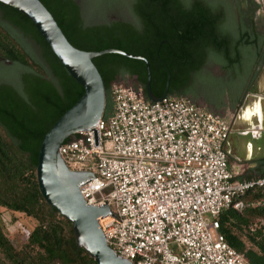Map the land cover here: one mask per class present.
Here are the masks:
<instances>
[{
    "label": "built area",
    "instance_id": "built-area-1",
    "mask_svg": "<svg viewBox=\"0 0 264 264\" xmlns=\"http://www.w3.org/2000/svg\"><path fill=\"white\" fill-rule=\"evenodd\" d=\"M111 90L112 113L60 146L70 170L95 174L80 190L89 205L110 206L99 217L108 244L135 264H251L220 229L222 213L242 210L241 195L264 185L234 178L231 123L186 97L153 102L140 84ZM0 225L10 235L23 228L6 208Z\"/></svg>",
    "mask_w": 264,
    "mask_h": 264
},
{
    "label": "trees",
    "instance_id": "trees-1",
    "mask_svg": "<svg viewBox=\"0 0 264 264\" xmlns=\"http://www.w3.org/2000/svg\"><path fill=\"white\" fill-rule=\"evenodd\" d=\"M41 1L75 47L87 51L117 48L142 55L148 59L153 77H158L162 85L159 95L164 92L169 68L172 75L169 96L187 97L191 73L201 67L202 61H192L190 47L159 50L158 43L148 38L153 28L161 26V18L153 11L151 0L130 3L144 31L123 20L87 24L84 5L78 0ZM90 1L96 6L114 5V0ZM182 19L183 25L193 23L186 21L193 19L189 16ZM208 20L205 17V24ZM199 23L201 20L196 22ZM158 52L167 60V66L158 61ZM172 52L187 57V61L175 62ZM0 56L12 62L8 65L0 61V210L6 208L18 217L25 215L36 220L35 227L27 229L21 248H17L11 238L22 233L26 226L8 235L0 225V250L11 264H97L77 244L73 223L46 202L37 178L44 135L85 90L71 76L32 20L2 2ZM93 61L106 86L105 117L114 107L111 89L115 82L126 75L136 76L143 86L147 82V67L142 60L108 53ZM240 199L245 202L242 210L231 208L222 213L221 232L251 264H264V226L252 229L254 224L264 221V203L253 206L264 199V185L247 190Z\"/></svg>",
    "mask_w": 264,
    "mask_h": 264
},
{
    "label": "flooded vegetation",
    "instance_id": "flooded-vegetation-1",
    "mask_svg": "<svg viewBox=\"0 0 264 264\" xmlns=\"http://www.w3.org/2000/svg\"><path fill=\"white\" fill-rule=\"evenodd\" d=\"M131 1L114 0L113 3L125 5L132 15V21H123L144 31V25L133 13ZM151 1L153 11L161 18V26L153 28L148 38L158 43L159 50L190 47L192 61H202L201 67L191 73L185 96L199 106L206 105L222 113L231 125L240 115L248 118L251 125L264 129V0ZM186 16L193 18L186 20L192 24H181ZM205 17L209 19L206 24ZM199 20L201 23L196 24ZM172 53L175 62L185 63L188 59ZM157 56L161 64L168 65L159 52ZM167 70L169 76L170 69ZM130 80L131 85L139 84L136 76H131ZM146 84L142 85L145 91ZM161 87L158 77L152 75L151 89L156 96L164 94L167 83L163 94L159 95ZM254 107L258 110L247 116L246 110ZM244 132L262 133L258 130Z\"/></svg>",
    "mask_w": 264,
    "mask_h": 264
},
{
    "label": "water",
    "instance_id": "water-1",
    "mask_svg": "<svg viewBox=\"0 0 264 264\" xmlns=\"http://www.w3.org/2000/svg\"><path fill=\"white\" fill-rule=\"evenodd\" d=\"M0 2L15 8L32 20L71 76L85 90L83 96L44 135L37 166L38 184L44 199L73 223L77 244L84 248L97 264H135L114 251L100 227L99 217L111 214L110 206L89 205L81 193L80 184L87 179H93L95 174L91 171L70 170L61 156L60 146L76 133L91 129L105 115L106 86L93 61L94 58L108 53H118L142 60L148 72L146 95L153 102L168 96L170 72L164 94L160 97L156 96L151 89V65L144 56L117 48L87 51L75 47L41 0H0ZM0 60L11 62L1 56Z\"/></svg>",
    "mask_w": 264,
    "mask_h": 264
},
{
    "label": "crops",
    "instance_id": "crops-1",
    "mask_svg": "<svg viewBox=\"0 0 264 264\" xmlns=\"http://www.w3.org/2000/svg\"><path fill=\"white\" fill-rule=\"evenodd\" d=\"M206 109L210 107L200 105ZM257 108L246 110L245 114L250 116ZM215 111L223 116L222 113ZM248 118H235L232 130L225 142V148L229 155V168L234 178L239 181L257 180L264 177V132L263 128L255 127ZM246 130H258L261 135H253Z\"/></svg>",
    "mask_w": 264,
    "mask_h": 264
},
{
    "label": "rangeland",
    "instance_id": "rangeland-1",
    "mask_svg": "<svg viewBox=\"0 0 264 264\" xmlns=\"http://www.w3.org/2000/svg\"><path fill=\"white\" fill-rule=\"evenodd\" d=\"M84 5V12H85V19L87 24H95V23H103V22H110L114 20H133V17L131 14L127 12V7L125 5H117L114 4L112 7H106L104 6H96V4L93 1L90 0H79ZM104 7V8H102ZM27 45H29L28 41H25ZM5 64L11 65L12 62L5 61ZM127 77H121L120 81L126 82V84L132 83L130 80L129 75H126ZM124 80V81H123ZM128 84V85H129ZM131 85V84H130ZM259 105V104H258ZM21 222L23 223L25 227L24 231L22 233H19L17 235H13L12 241L14 245L17 248H21L22 245L25 242V234H27L28 230L36 225V220L30 217H27L25 215H22L19 217ZM5 233L10 235L8 231L5 230ZM0 264H11L9 260L6 259L4 256V253L0 250Z\"/></svg>",
    "mask_w": 264,
    "mask_h": 264
}]
</instances>
